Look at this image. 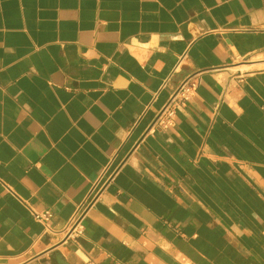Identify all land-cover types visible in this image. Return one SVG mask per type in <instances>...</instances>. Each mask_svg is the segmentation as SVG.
I'll use <instances>...</instances> for the list:
<instances>
[{
	"label": "crops",
	"instance_id": "obj_1",
	"mask_svg": "<svg viewBox=\"0 0 264 264\" xmlns=\"http://www.w3.org/2000/svg\"><path fill=\"white\" fill-rule=\"evenodd\" d=\"M0 264H264V0H0Z\"/></svg>",
	"mask_w": 264,
	"mask_h": 264
},
{
	"label": "built area",
	"instance_id": "obj_2",
	"mask_svg": "<svg viewBox=\"0 0 264 264\" xmlns=\"http://www.w3.org/2000/svg\"><path fill=\"white\" fill-rule=\"evenodd\" d=\"M198 82L188 79L184 81L180 87L176 90V92L171 97L169 103L164 108L163 112L160 114L158 121L160 125H168L170 121L174 118L176 113V108L188 100L192 92L196 91L198 88ZM111 178V174L109 172V168H106L104 173L102 174L98 183L94 186L93 190L90 192L89 196L85 200V202L78 208L76 214L72 218L68 226V234L69 236H79L83 233V224L82 221L86 216L88 210L90 209L92 203L98 197L102 187L105 183L109 181ZM35 218L39 221L49 222L53 216L52 212L47 210L43 212L33 211Z\"/></svg>",
	"mask_w": 264,
	"mask_h": 264
}]
</instances>
